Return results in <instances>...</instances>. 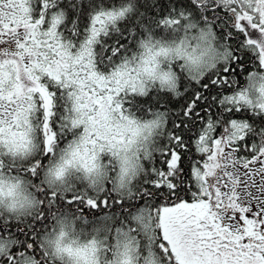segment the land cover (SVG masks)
<instances>
[{
	"label": "snow or ice",
	"instance_id": "snow-or-ice-1",
	"mask_svg": "<svg viewBox=\"0 0 264 264\" xmlns=\"http://www.w3.org/2000/svg\"><path fill=\"white\" fill-rule=\"evenodd\" d=\"M0 264H264V0H0Z\"/></svg>",
	"mask_w": 264,
	"mask_h": 264
}]
</instances>
